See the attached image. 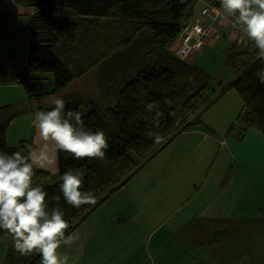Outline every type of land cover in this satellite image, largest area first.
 Returning a JSON list of instances; mask_svg holds the SVG:
<instances>
[{
    "label": "trees",
    "instance_id": "trees-1",
    "mask_svg": "<svg viewBox=\"0 0 264 264\" xmlns=\"http://www.w3.org/2000/svg\"><path fill=\"white\" fill-rule=\"evenodd\" d=\"M10 1L33 13L27 57L0 53V84L46 80L45 77L35 78L37 74L54 77L55 86L51 91L30 96L31 118L35 111L50 107L36 103L57 97L72 81L107 61L124 60L122 68L112 71L107 82L100 83L101 99L75 94L65 101L66 110L82 113L87 129H102L109 137L105 158L77 160L66 152H58L56 183L46 184L51 173L42 169H36L33 178L34 182L44 184L50 207L51 197L61 195L59 203L70 222L69 233L84 224L181 133L206 126L201 114L229 91H236L242 100L243 110L238 120L243 130H252L264 137V84L255 74L264 64L256 58L258 50L251 51L244 45L245 49L240 50L242 44L233 40L229 27L221 26L229 29L231 37L224 64L235 72V78L213 100L210 73L174 55L172 49L184 29L198 23L188 18L192 0ZM3 20L0 16V24ZM204 42L205 46L210 43L205 38ZM113 101L115 106H109ZM152 101H158L163 112L159 127L152 125L153 114L145 112L146 103ZM2 109L4 107L0 111ZM145 115L147 120L143 118ZM11 122L0 124V150L26 154L29 146L34 147L32 142L24 141L19 147L8 143ZM155 133L166 136V142L154 143ZM67 168L84 174L82 190L93 191L96 204L74 208L64 201L59 190L62 181L58 177ZM209 233L207 247L216 246L228 235L220 227ZM0 235H4L3 230ZM3 264H41V260L38 254L19 255L12 245Z\"/></svg>",
    "mask_w": 264,
    "mask_h": 264
},
{
    "label": "crops",
    "instance_id": "crops-1",
    "mask_svg": "<svg viewBox=\"0 0 264 264\" xmlns=\"http://www.w3.org/2000/svg\"><path fill=\"white\" fill-rule=\"evenodd\" d=\"M211 2L212 0H192L189 21L205 23L206 20L200 15L199 9ZM32 13L33 10L17 5L10 0H0V16L4 17L0 27L9 25L17 27V29L24 28V45L20 47V39L12 33H8L2 42L0 53L14 54L26 59ZM20 25L21 27H18ZM218 26L222 28L221 26L225 25ZM25 86L26 84H19L16 81L0 84V108L4 107L0 111V124L14 121L23 114L28 115L32 120L30 95H27L26 102L24 91L18 90ZM13 89L18 91L14 92ZM57 97L64 98L66 96L62 92ZM203 127L207 126L194 128L190 133L184 134L201 133L205 137L204 140L207 141L210 137L205 134ZM34 137L36 144L34 141L30 142L37 147V142L40 143L38 133H35ZM226 139L231 149L223 156L227 158L228 168L224 169L222 175L220 170L214 171V193L211 202L203 203V205H211L212 209L207 212L202 209L193 211L180 221L181 227L172 232L173 236L170 235L171 237L179 236L182 239L179 251L174 255L167 256L168 238H164L153 245L154 256L152 259L143 255L142 250L150 249L151 241H153L151 236L156 229L149 236V231L142 233L148 236L147 239L134 235L133 228L131 232H126L128 223L121 220V216L125 213L121 211L120 203L122 207L133 210L134 201L122 199V196H119L122 191L120 190L76 229L75 233L80 237L78 241L71 247L61 248V251L70 257V264L73 260L75 264H204V258L211 257L215 261L214 258L217 256L221 259L217 260L215 264H244L238 261V257L245 255L251 247L243 242L251 240L253 237L261 238L259 234L263 236L261 239L264 240V137L258 132L244 131L241 128L235 135L230 132ZM25 141L28 142L27 139ZM219 163L220 160L218 166ZM222 164L226 165V163ZM197 175L195 171L189 175L188 188H185L186 191L184 190V194L187 193L184 199L186 202L197 196L208 184L209 176L199 177ZM195 182H198L195 190L189 188V185ZM114 199L116 201H113ZM201 203L202 201L198 204ZM217 221L221 223L216 224ZM248 225L256 226L258 229L254 233H248L246 229ZM190 226L197 229L195 233L186 234L185 230H188ZM219 227L228 232L226 239L214 247L205 246L210 239L209 232H213ZM12 245L10 237L5 239L4 235H0V264H3L6 252Z\"/></svg>",
    "mask_w": 264,
    "mask_h": 264
},
{
    "label": "rangeland",
    "instance_id": "rangeland-1",
    "mask_svg": "<svg viewBox=\"0 0 264 264\" xmlns=\"http://www.w3.org/2000/svg\"><path fill=\"white\" fill-rule=\"evenodd\" d=\"M214 16L216 17V15ZM209 19L211 18L209 17ZM8 22L10 23V21ZM210 22L208 20L205 24H201L204 31H206V28H210V32L207 33L209 35L205 37L210 43L205 46V50L195 52L193 59L198 67L205 68L211 75L210 98L213 100L235 78V72L227 69L224 64L231 47L229 29L216 27L215 25L211 27ZM21 25L18 27H21ZM8 33H12L20 39V47L24 45V28L17 29V27L4 25L0 27V48ZM239 49L245 48L243 45H239ZM123 62V58L120 60L117 58L112 59L105 62L104 65L92 69L81 78L72 81L64 89L65 91H62L66 96L62 99L68 101L75 94H87L95 99H101L100 83L102 81L107 82L108 75L112 71L122 68ZM187 62L191 63L190 61ZM34 77H45L46 80L27 82L25 87L18 89L24 91L26 102L27 95L47 93L55 86L52 74H37ZM18 90L13 89L14 92ZM40 104L50 106L49 99L35 105ZM108 105L115 106V102L113 101ZM242 110L243 103L237 92L229 91L225 97L213 102L211 107L201 114V119L207 126L203 127V131L210 137L209 140L205 141V137L201 133L184 134L190 133L193 129L181 133V136L176 137L165 149L146 163L137 175L121 189L119 196H122V199L134 201L133 210L128 207H122L120 203L121 211L125 213L121 216V220L128 223L126 232H131L133 228L134 235L147 239L150 233L156 229L151 236L153 241H151L150 249L142 250L143 255L148 259H152L154 256L153 245L164 238H168L166 255H174L175 252L179 251L182 239L179 236L171 237L170 235L181 227L180 221L197 209H202L205 212L212 209L211 205H203V203L211 202L214 193V171L220 170L222 175L224 169L228 168L227 158L223 157L231 151L226 136L230 132L235 135L236 132L243 128V124L238 120ZM235 122L236 124H234ZM35 133L38 132L32 125L31 119L28 115L23 114L9 125V144L19 147L25 139L34 141V144H36ZM39 142H37L38 146L42 141L40 140ZM222 163H226V165L224 166ZM45 171L51 173V177L46 184H55L58 171L57 154L53 164ZM193 171L197 172L199 177L209 176V180L208 184L204 186L197 196L186 202L184 199L187 193L184 194V190L188 188L189 175ZM196 184L198 182L192 183L189 188L195 190ZM113 201H116V199ZM201 201L202 203L199 205L198 203ZM221 227L224 226L221 225ZM196 229L190 226L185 232L186 234L195 233ZM246 229L248 233H254L258 227L248 225ZM148 231V236L142 234ZM259 236L263 237L260 234ZM261 238L253 237L251 240L243 242L251 249L245 255L238 257V261L244 264H264V240ZM214 259L215 261L211 257H206L203 261L204 264H215L221 257L217 256Z\"/></svg>",
    "mask_w": 264,
    "mask_h": 264
},
{
    "label": "clouds",
    "instance_id": "clouds-1",
    "mask_svg": "<svg viewBox=\"0 0 264 264\" xmlns=\"http://www.w3.org/2000/svg\"><path fill=\"white\" fill-rule=\"evenodd\" d=\"M216 16L231 19L232 27L252 42L256 58L264 64V0H219ZM264 84V68L256 71ZM50 107L33 113L32 125L42 143L29 146L27 153L0 150V230L4 238H11L15 251L21 256L38 254L41 264H70V257L61 251L80 239L69 233L70 222L65 218L61 195H53L51 207L43 183H34L36 169L48 170L58 152H66L79 160H103L109 148V137L101 130L87 129L78 110H66L60 97L49 99ZM145 112L151 116L152 125L159 127L163 112L158 101L147 102ZM145 120L148 116H143ZM156 144L167 137L153 134ZM58 179L60 193L71 207L94 205L96 194L84 191V174L67 168ZM71 264H75L74 260Z\"/></svg>",
    "mask_w": 264,
    "mask_h": 264
},
{
    "label": "built area",
    "instance_id": "built-area-1",
    "mask_svg": "<svg viewBox=\"0 0 264 264\" xmlns=\"http://www.w3.org/2000/svg\"><path fill=\"white\" fill-rule=\"evenodd\" d=\"M219 0H212V3L206 6H203L200 10L201 15L208 20H210V25L213 27L215 24H224L226 27L228 26L230 29L231 36L234 41H237L238 44H242L251 51H255L257 49L254 48L252 42H250L244 34L239 32L237 29L232 27L231 19H225L223 17L214 16L216 15L213 9H219ZM209 17L211 19H209ZM202 23H195L194 25L187 26L178 42L173 47V53L176 57L190 61L192 64L196 65V61L193 59V55L195 52L200 51L204 48L205 42L204 38L207 37L210 32V28H206V31L203 30ZM205 24V23H204Z\"/></svg>",
    "mask_w": 264,
    "mask_h": 264
}]
</instances>
